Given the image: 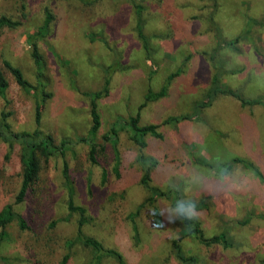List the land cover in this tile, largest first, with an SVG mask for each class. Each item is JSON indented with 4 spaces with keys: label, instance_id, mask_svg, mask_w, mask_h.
Segmentation results:
<instances>
[{
    "label": "rangeland",
    "instance_id": "1",
    "mask_svg": "<svg viewBox=\"0 0 264 264\" xmlns=\"http://www.w3.org/2000/svg\"><path fill=\"white\" fill-rule=\"evenodd\" d=\"M46 9L53 19L38 45L45 59L41 83L50 95L43 96L39 128L56 142L86 135L91 101L84 92L101 89L108 77V94L97 100L99 142L116 116L138 112L140 124H157L161 133L146 135L147 144L140 148L128 132H121L119 175L113 170L110 144L99 151L100 164L89 163L81 142L66 152L74 201L92 218L84 232L123 255V263L103 257L100 264H184L172 253L173 239L183 232L170 208L189 199L203 201L198 209L203 233H226L233 246H206L184 236L182 254L197 256V264H264V0H101L89 5L76 0H0V16L21 20L15 28H0V69L9 84L5 96L0 94V113H9L7 120L16 130L36 127V98L20 88L3 62L19 67L33 86L40 84L27 37L43 23ZM210 14L214 24L207 20ZM138 18L147 50L137 34ZM217 66L225 72L223 86L246 103L228 93H213ZM178 68L166 94L140 109L148 89L159 91ZM204 101L207 105L201 106ZM184 115L191 117L175 125L162 123ZM20 147L15 144L7 156L8 145L0 140V208L14 200L19 185ZM139 154L157 160L150 174L151 192L140 183ZM235 157L250 162L263 178L239 163L224 174L210 167ZM40 163L25 202L16 205L30 227L19 230L13 223L7 228L0 264H60L67 251L66 264H88L92 251L74 241L78 217L67 210L63 159L52 156ZM158 190L169 196H154ZM151 195L162 225H154L152 206L146 203L135 217V237L128 215Z\"/></svg>",
    "mask_w": 264,
    "mask_h": 264
},
{
    "label": "trees",
    "instance_id": "2",
    "mask_svg": "<svg viewBox=\"0 0 264 264\" xmlns=\"http://www.w3.org/2000/svg\"><path fill=\"white\" fill-rule=\"evenodd\" d=\"M80 1L84 4H92L97 3L101 0H76ZM138 3H134V6H137ZM133 6V7H134ZM53 19V14L46 9V14L43 23L37 28V30L29 34L27 37V41L30 45V55L33 60L35 71L37 77L40 78V84L37 86H33L29 80L24 76L22 70L10 63L8 60H4V65L13 75L16 83L20 86L22 90L25 92L32 93L35 98V122L36 127L31 130H16L13 129L11 124L8 122L7 117L9 113L1 112L0 113V140L3 141L8 145V153L9 156L15 144H20L19 150V161L21 164V171H20V179L17 191L14 195V200L11 202L4 203L0 208V245L4 242L9 240V233L7 228L15 223L19 230H26L29 229L30 224L28 218L17 209L16 205L23 204L26 200V196L31 190L32 186L36 182L39 177V172L41 170V159H48L52 156H59L63 159V168H62V175L64 178L65 186L68 192V199H67V210L70 213L77 214V229L74 241H77L79 244L90 248L92 251V257L90 258L88 264H100L101 259L103 257H111L114 258L119 263H123V255L122 253L113 248V247H106L103 243L90 235H87L83 227L85 224L91 221V217L87 214V210L84 206L80 204H76L73 198L74 195V181L72 180L70 173H69V164L66 159V152L72 149V145L81 142L86 146L87 149V160L91 164H100L99 162V151H104L105 145L110 144L114 151V158L115 163L113 166V170L116 175H119V166H120V158L119 152L117 149V143L119 141V136L121 132L126 131L129 134V138L132 142H134L138 147L144 148L146 146V135H152L155 137H161V133L157 130L158 125L154 123L149 124H140L139 121V112L135 116H121L118 115L116 118L108 124L107 130L101 135L102 141L99 142L98 140V133L101 128V115L98 111L97 100L101 97L108 94V85L109 79L108 77L105 78V83L103 84L102 88L94 91V92H84V94L90 96L91 106H90V118H91V126L86 135L81 136L74 141L69 136L62 137L59 142H56L55 138L47 133L45 134L40 128V119H41V106L42 101L44 99L43 96H49L50 93L45 92L43 88V83H41L43 76H44V69H45V59L42 52L39 49L38 41L45 37L50 31V23ZM208 22L211 24L213 23L212 14L207 16ZM21 24V20H15L7 15L0 16V28L1 27H10L15 28ZM137 34L143 39L144 48L148 49V40L147 36L144 34L143 28V21L138 18L137 20ZM212 28H214L212 26ZM93 38L96 35H92ZM151 51H147V56H150ZM181 68H178L175 72H172L168 75L165 84L161 87L159 91H153L148 89L144 102L140 105V109L146 105L148 101L156 100L159 97H162L166 94V89L168 84L171 80L180 73ZM225 72L221 71L220 68L217 66V71L213 74L211 79V87L214 94L217 93H228L237 98L241 99L243 103H246L239 94L235 93L229 88L223 86L221 82V77ZM8 80L5 77L3 71L0 69V94L4 97L6 90L8 88ZM201 106H206L207 102L204 101L200 104ZM191 115H184L180 117H168L163 120V124H172L175 125L178 121L185 118H190ZM137 161L139 162L142 175L140 179V183L151 192L153 189L150 185V174L153 167L156 166L157 160L153 156H147L144 154H139L137 157ZM242 164L244 167L252 168L255 175L258 178H263L262 172L255 168L250 162L235 157L232 161L228 163H224V165L214 168L212 165L210 167L213 170L219 171L221 173H227L232 165L234 164ZM107 181V171L105 168L102 169L101 173V182L105 183ZM154 196H169L168 192L158 190ZM154 196L151 195L150 198H146L142 203H140L136 210L130 212L128 217L132 222V227L135 232V237H137V226L135 223V217L139 214L140 209L145 206L146 203H149L152 206V221L155 226L160 227L162 225V215L157 206L154 205ZM202 202H198L197 206L198 209L201 208ZM201 204V206L199 205ZM179 220V225L182 228L183 234L181 237L184 236H194L195 239L206 246L212 245H220L224 248L229 246H233V241H231L226 233H219L212 236H206L203 233L200 221L197 219L195 220ZM176 238L172 241V253L173 255L179 259L184 264H197L199 262V258L197 256H185L182 254L181 246H180V239ZM72 242L69 243L68 246H71ZM69 251H67L61 258L60 264H66L69 259ZM0 258H2L0 256Z\"/></svg>",
    "mask_w": 264,
    "mask_h": 264
},
{
    "label": "clouds",
    "instance_id": "3",
    "mask_svg": "<svg viewBox=\"0 0 264 264\" xmlns=\"http://www.w3.org/2000/svg\"><path fill=\"white\" fill-rule=\"evenodd\" d=\"M170 211L174 216L179 217L180 220H195L198 218V206L197 201L189 199L187 202L182 200H177L175 202V207L170 208ZM169 222H175V220L170 216Z\"/></svg>",
    "mask_w": 264,
    "mask_h": 264
}]
</instances>
